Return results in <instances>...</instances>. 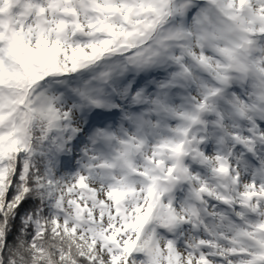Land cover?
I'll use <instances>...</instances> for the list:
<instances>
[{"label": "snow or ice", "instance_id": "6c2138e0", "mask_svg": "<svg viewBox=\"0 0 264 264\" xmlns=\"http://www.w3.org/2000/svg\"><path fill=\"white\" fill-rule=\"evenodd\" d=\"M0 264H264V0H0Z\"/></svg>", "mask_w": 264, "mask_h": 264}]
</instances>
